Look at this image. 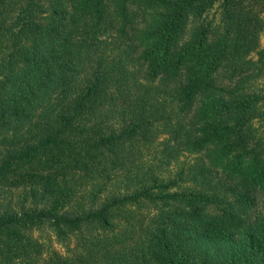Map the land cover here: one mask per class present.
I'll use <instances>...</instances> for the list:
<instances>
[{
  "label": "trees",
  "instance_id": "trees-1",
  "mask_svg": "<svg viewBox=\"0 0 264 264\" xmlns=\"http://www.w3.org/2000/svg\"><path fill=\"white\" fill-rule=\"evenodd\" d=\"M263 32L264 0H0V264H264Z\"/></svg>",
  "mask_w": 264,
  "mask_h": 264
},
{
  "label": "rangeland",
  "instance_id": "rangeland-1",
  "mask_svg": "<svg viewBox=\"0 0 264 264\" xmlns=\"http://www.w3.org/2000/svg\"><path fill=\"white\" fill-rule=\"evenodd\" d=\"M262 45L264 46V32L262 33L261 37ZM260 83L264 85V77L260 80ZM133 154L136 160L141 162H147L151 160L154 156V150L151 148H142L137 147L135 150L133 149ZM19 198V193L17 191H7L5 189H0V201L1 203H6L8 200L13 199L15 202L14 204H17ZM33 235L37 238H39L41 241H43L45 244L50 245L54 247L57 250L63 251L64 248L60 243L56 241V238L53 236V233L50 229H44L42 231H34Z\"/></svg>",
  "mask_w": 264,
  "mask_h": 264
}]
</instances>
